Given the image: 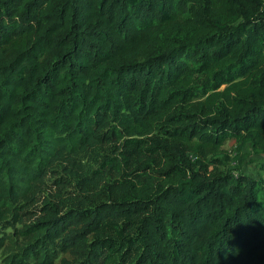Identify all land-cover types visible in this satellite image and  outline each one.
<instances>
[{
	"label": "trees",
	"instance_id": "obj_1",
	"mask_svg": "<svg viewBox=\"0 0 264 264\" xmlns=\"http://www.w3.org/2000/svg\"><path fill=\"white\" fill-rule=\"evenodd\" d=\"M246 146L264 0H0L4 264H264V162L221 169ZM96 150L69 204L31 209Z\"/></svg>",
	"mask_w": 264,
	"mask_h": 264
},
{
	"label": "rangeland",
	"instance_id": "obj_2",
	"mask_svg": "<svg viewBox=\"0 0 264 264\" xmlns=\"http://www.w3.org/2000/svg\"><path fill=\"white\" fill-rule=\"evenodd\" d=\"M231 156H233L236 151L234 148H231ZM248 157L245 159L242 165H238L234 159L226 162L221 169L226 171L227 169H234L235 172H246L254 177L262 176V171L257 169L258 163L264 162V155L258 156L253 155L250 152L249 146H246L243 149ZM92 157L88 155H82L81 158L75 163L68 164L69 169H63L62 166H55L48 173L45 179V184L42 189L41 196L38 201L32 206L31 209H39L45 202H50L52 204L64 203V205L69 204L73 198L81 190V182L76 178L75 171L73 168L78 170H85L88 168H97L95 162V157L98 155L97 150L91 153ZM74 166V167H73ZM88 173V172H87ZM114 177H112L113 179ZM34 218L26 217L25 221L30 222ZM21 225L16 224V227L19 228ZM12 236V240L20 241L17 233L12 227H6L0 231V236ZM10 244L6 240L3 249L0 251V264H4V257L6 252L10 250Z\"/></svg>",
	"mask_w": 264,
	"mask_h": 264
}]
</instances>
